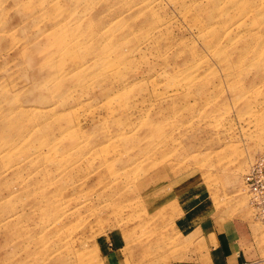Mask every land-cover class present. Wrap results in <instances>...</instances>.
Here are the masks:
<instances>
[{
  "label": "rangeland",
  "instance_id": "1",
  "mask_svg": "<svg viewBox=\"0 0 264 264\" xmlns=\"http://www.w3.org/2000/svg\"><path fill=\"white\" fill-rule=\"evenodd\" d=\"M263 151L264 0H0V264H264Z\"/></svg>",
  "mask_w": 264,
  "mask_h": 264
},
{
  "label": "built area",
  "instance_id": "2",
  "mask_svg": "<svg viewBox=\"0 0 264 264\" xmlns=\"http://www.w3.org/2000/svg\"><path fill=\"white\" fill-rule=\"evenodd\" d=\"M244 188L254 218L264 225V151L255 156L243 175ZM241 264H248L243 262Z\"/></svg>",
  "mask_w": 264,
  "mask_h": 264
},
{
  "label": "crops",
  "instance_id": "3",
  "mask_svg": "<svg viewBox=\"0 0 264 264\" xmlns=\"http://www.w3.org/2000/svg\"><path fill=\"white\" fill-rule=\"evenodd\" d=\"M219 236L218 249L210 256V262L200 264H241L246 262L237 226L227 220L223 223L222 234Z\"/></svg>",
  "mask_w": 264,
  "mask_h": 264
},
{
  "label": "bare ground",
  "instance_id": "4",
  "mask_svg": "<svg viewBox=\"0 0 264 264\" xmlns=\"http://www.w3.org/2000/svg\"><path fill=\"white\" fill-rule=\"evenodd\" d=\"M262 153V152H261ZM260 154V153H259ZM247 192V191H246ZM248 194V193H247ZM17 233V232H16ZM33 234V233H32ZM21 235V234H20ZM22 236V235H21ZM20 236V237H21ZM14 237V236H13ZM12 237V238H13ZM18 238V237H17ZM6 239V238H5ZM16 239V238H15ZM12 242H13V240H12ZM26 243V242H25ZM25 243H23V242H21V243H18L17 245H16V247H20L19 249H21L24 253H29L30 251H32V246H29L27 243L25 244ZM29 243V242H28ZM32 245V244H31ZM17 251V250H16ZM20 251V250H19ZM21 252V251H20Z\"/></svg>",
  "mask_w": 264,
  "mask_h": 264
}]
</instances>
